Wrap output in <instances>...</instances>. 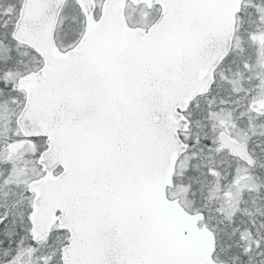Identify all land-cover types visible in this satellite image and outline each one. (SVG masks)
I'll list each match as a JSON object with an SVG mask.
<instances>
[{"label":"snow or ice","instance_id":"obj_1","mask_svg":"<svg viewBox=\"0 0 264 264\" xmlns=\"http://www.w3.org/2000/svg\"><path fill=\"white\" fill-rule=\"evenodd\" d=\"M0 264H264V0H0Z\"/></svg>","mask_w":264,"mask_h":264}]
</instances>
